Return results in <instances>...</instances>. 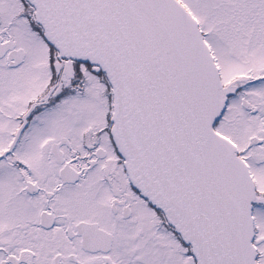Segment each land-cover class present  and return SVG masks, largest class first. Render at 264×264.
I'll list each match as a JSON object with an SVG mask.
<instances>
[{
    "label": "snow or ice",
    "instance_id": "obj_1",
    "mask_svg": "<svg viewBox=\"0 0 264 264\" xmlns=\"http://www.w3.org/2000/svg\"><path fill=\"white\" fill-rule=\"evenodd\" d=\"M0 264H264V0H0Z\"/></svg>",
    "mask_w": 264,
    "mask_h": 264
}]
</instances>
